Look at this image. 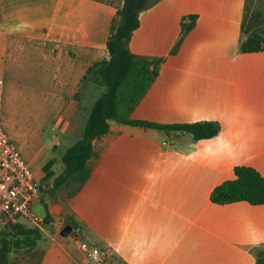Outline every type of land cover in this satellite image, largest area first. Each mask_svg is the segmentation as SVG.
Returning a JSON list of instances; mask_svg holds the SVG:
<instances>
[{
  "label": "crops",
  "instance_id": "0c3cea01",
  "mask_svg": "<svg viewBox=\"0 0 264 264\" xmlns=\"http://www.w3.org/2000/svg\"><path fill=\"white\" fill-rule=\"evenodd\" d=\"M243 7L244 0H160L139 14L129 50L161 62L142 98L121 113L161 125L219 119L220 135L193 142L110 121L108 133L94 143L96 157L79 192L43 198L50 221L39 264L80 262L70 237H56L68 225L104 253V264H256L264 252V205H216L210 193L235 178L236 165L264 178V132L255 153L230 158V151L215 149L220 136L234 139L223 123L234 122L237 100L233 80L218 73L223 65L198 61L236 52ZM117 10L97 0H0V50L16 54L17 66L31 62L44 69L33 93L39 103L45 95L56 103L38 108L40 115L59 118L60 159L83 129L82 107L89 110L103 90L80 86L90 66L109 58L106 43ZM188 16L195 20L183 33ZM62 166L52 169L47 186Z\"/></svg>",
  "mask_w": 264,
  "mask_h": 264
},
{
  "label": "trees",
  "instance_id": "16d2710c",
  "mask_svg": "<svg viewBox=\"0 0 264 264\" xmlns=\"http://www.w3.org/2000/svg\"><path fill=\"white\" fill-rule=\"evenodd\" d=\"M97 1L118 5L106 43L109 58L95 62L88 68L80 89L92 85L104 90L91 106L89 114L84 117L83 129L75 142L61 156L63 171L53 178L50 189L46 191L47 196L51 197L61 195L71 198L79 192L91 173L90 160L96 157L94 143L108 133L110 121L153 129L163 134L187 135L193 142L212 139L220 132L218 124L211 121L161 125L131 120L121 113L123 107L127 111L132 110L158 75L161 60L135 56L130 52L128 45L132 33L139 25V14L160 0H121L120 3ZM189 20V24H183V33L192 27L195 17L191 16ZM240 30L241 53L264 52V0H244ZM46 166H51V161ZM233 171L235 178L215 187L210 193V201L216 205L238 202H246L251 206L264 205L262 175L246 165H236ZM42 206L44 226H47L50 217L44 201ZM40 232L39 228L33 227L25 220H19L11 228H2L0 264H10L13 251L35 245ZM257 264H264V253L259 254Z\"/></svg>",
  "mask_w": 264,
  "mask_h": 264
},
{
  "label": "rangeland",
  "instance_id": "374dc122",
  "mask_svg": "<svg viewBox=\"0 0 264 264\" xmlns=\"http://www.w3.org/2000/svg\"><path fill=\"white\" fill-rule=\"evenodd\" d=\"M106 1L120 3L121 0ZM189 18L188 16L184 19L186 24H189ZM240 41L241 38H239L236 52L233 54L224 55L221 52H216L209 55L208 58L202 56L198 59L201 62L215 61L216 64H222L223 67L218 73L231 81L233 80L237 100V115L234 122L225 121L223 124L230 125L228 133L234 139L230 140L229 138L228 141L223 142L220 139L223 140L225 136H220L217 139L219 142L215 146V149H221L224 152L230 151V158L257 152L259 149L256 145L258 142L260 143L258 141L259 134L262 135L264 132V52L243 54L239 50ZM15 56L16 54L0 50V78L4 83L2 91L3 128L9 139L20 150L34 176L45 182L50 177L52 169L57 170L58 165L62 166L60 152L63 148L60 151L59 146L55 144L56 141L60 140V134L56 129L59 118L40 115L38 106L40 104L49 109L56 103H49L47 95L42 97L39 103L38 98L40 96L33 93V89L40 87L42 83L44 69L39 64L31 62L29 66H17ZM81 102L82 105L86 104L85 101ZM89 112L90 109L86 111L82 107V113H85V116ZM45 113L48 114L49 112L46 111ZM211 122H216L221 132V120L216 119V121ZM49 161H51V166L47 167L46 164ZM50 186H47V190L50 189ZM44 199L40 202H34L31 207L32 212L39 217L44 215L42 206ZM0 230H2L1 227ZM45 231H49V229L43 226V231L39 233L35 245H32L31 248L13 251L10 255V264H39L42 256L40 246L45 245V239L48 237V233ZM76 234L79 235L77 232ZM56 237L62 239L61 232L57 233ZM259 254L256 257V264Z\"/></svg>",
  "mask_w": 264,
  "mask_h": 264
},
{
  "label": "built area",
  "instance_id": "2783aa9c",
  "mask_svg": "<svg viewBox=\"0 0 264 264\" xmlns=\"http://www.w3.org/2000/svg\"><path fill=\"white\" fill-rule=\"evenodd\" d=\"M3 86L0 78V227L11 228L19 220H25L42 231L44 218L34 214L31 207L44 198L47 185L35 178L29 164L3 128ZM69 237L82 255L78 264H104L102 251L80 238L75 231Z\"/></svg>",
  "mask_w": 264,
  "mask_h": 264
},
{
  "label": "water",
  "instance_id": "95a60500",
  "mask_svg": "<svg viewBox=\"0 0 264 264\" xmlns=\"http://www.w3.org/2000/svg\"><path fill=\"white\" fill-rule=\"evenodd\" d=\"M73 229L70 225L66 226L63 228V230L61 231V236L66 238L69 237L72 233Z\"/></svg>",
  "mask_w": 264,
  "mask_h": 264
}]
</instances>
